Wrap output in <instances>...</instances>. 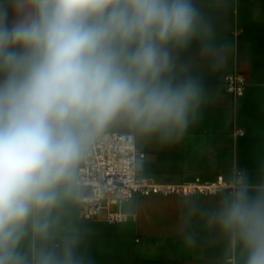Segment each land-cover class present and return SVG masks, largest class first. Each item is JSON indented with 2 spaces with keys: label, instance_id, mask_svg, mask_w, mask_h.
<instances>
[{
  "label": "clouds",
  "instance_id": "obj_1",
  "mask_svg": "<svg viewBox=\"0 0 264 264\" xmlns=\"http://www.w3.org/2000/svg\"><path fill=\"white\" fill-rule=\"evenodd\" d=\"M203 26L193 0H0V264H94L77 234L55 239L54 213L113 127L183 136L203 85L177 78L170 46ZM209 223L264 264V181L241 180Z\"/></svg>",
  "mask_w": 264,
  "mask_h": 264
},
{
  "label": "crops",
  "instance_id": "obj_2",
  "mask_svg": "<svg viewBox=\"0 0 264 264\" xmlns=\"http://www.w3.org/2000/svg\"><path fill=\"white\" fill-rule=\"evenodd\" d=\"M193 2L204 26L187 46L170 51L178 79L201 81L203 102L179 139L136 133L145 154L138 173L177 184L229 180L242 171L244 180L256 185L264 181V0ZM229 73L246 77L242 97L226 90ZM127 130L118 125L109 132ZM88 194L76 186L75 197L54 213L55 239L77 234L94 264H242L239 245L209 223L227 191L137 196L123 206L128 217L119 223L108 222L104 213L80 218L77 199ZM186 236L193 238L191 245Z\"/></svg>",
  "mask_w": 264,
  "mask_h": 264
},
{
  "label": "built area",
  "instance_id": "obj_3",
  "mask_svg": "<svg viewBox=\"0 0 264 264\" xmlns=\"http://www.w3.org/2000/svg\"><path fill=\"white\" fill-rule=\"evenodd\" d=\"M224 84L228 92L242 97L247 79L240 73H229ZM144 157L136 132L129 128L125 132H108L97 141L77 170L76 186L90 192L77 199L79 217L91 220L104 213L108 222L119 223L128 217L123 206L137 196L210 195L221 191L231 195L244 180L243 172L237 171L229 180L218 176L213 181L166 184L138 173V164Z\"/></svg>",
  "mask_w": 264,
  "mask_h": 264
}]
</instances>
